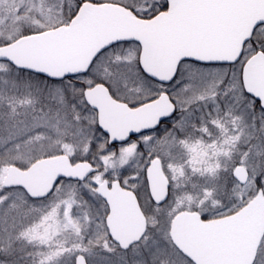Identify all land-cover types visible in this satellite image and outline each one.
Masks as SVG:
<instances>
[{
	"label": "snow or ice",
	"instance_id": "obj_1",
	"mask_svg": "<svg viewBox=\"0 0 264 264\" xmlns=\"http://www.w3.org/2000/svg\"><path fill=\"white\" fill-rule=\"evenodd\" d=\"M0 264H264V0H0Z\"/></svg>",
	"mask_w": 264,
	"mask_h": 264
}]
</instances>
